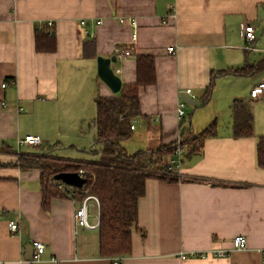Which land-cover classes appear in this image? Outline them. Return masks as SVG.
Here are the masks:
<instances>
[{
    "label": "crops",
    "instance_id": "obj_1",
    "mask_svg": "<svg viewBox=\"0 0 264 264\" xmlns=\"http://www.w3.org/2000/svg\"><path fill=\"white\" fill-rule=\"evenodd\" d=\"M242 23L254 26L250 44ZM43 26L54 32L52 51L36 48V28ZM261 36L264 0H0V264H54L52 258L56 264H112L113 257L123 264H264V167L256 151L264 136V92L251 95L264 82ZM91 42L94 52L87 55ZM136 54L154 57L155 80L138 87L134 138L121 142L127 153L180 142L186 128L197 136L212 122L215 133L194 153L182 144L176 180L145 179L129 253L102 256L97 226L76 224L77 201L53 196L44 208L40 170L21 167L16 158L53 156L50 141L60 127L91 122L96 97L114 94L97 76L96 56L115 55L114 72L121 84H131ZM260 61L255 72L220 73ZM235 100L248 108L251 135L234 134ZM26 134L38 136L40 144H19ZM98 217L99 206L90 201L89 224L98 225ZM11 219L18 223L15 233L7 227ZM239 234L245 247L231 248ZM33 240L44 244L38 262L25 258ZM211 248L229 251L181 258Z\"/></svg>",
    "mask_w": 264,
    "mask_h": 264
},
{
    "label": "trees",
    "instance_id": "obj_2",
    "mask_svg": "<svg viewBox=\"0 0 264 264\" xmlns=\"http://www.w3.org/2000/svg\"><path fill=\"white\" fill-rule=\"evenodd\" d=\"M50 31V32H49ZM36 48L41 51H52L55 48L54 32L47 26L36 28ZM86 53L92 54L93 43H87ZM121 47V46H119ZM127 48L123 46L119 49ZM129 48V47H128ZM136 79L131 84H121L118 92L110 96L98 95L95 99L96 113L90 125L95 129L93 143L89 151L96 155L88 161H63L51 156L49 152L21 154L16 163L21 167H36L40 170L42 183V206L47 207L53 196L66 195L59 190L62 181L54 179L61 171L83 170L86 182L82 187H74V198L92 194L98 199V243L102 256L127 254L130 251L132 228L137 218V202L144 193L145 179L158 177L174 181L177 176L161 171L159 160L176 147V141L161 145L155 149L137 150L127 153L121 142L126 140L132 129L130 125L135 116L140 114L138 87L153 83L155 80L154 57L151 54H136ZM263 61L255 65H244L234 70H221L220 73L248 74L261 69ZM206 99H204L205 101ZM234 116V134L236 136L251 135V115L247 106L240 100L232 104ZM215 133V123L207 125L197 136H193L188 128L182 130V141L186 144L188 154L198 151L201 140ZM257 163L264 167V136L257 142ZM0 165H4L0 162ZM5 165H13L12 162Z\"/></svg>",
    "mask_w": 264,
    "mask_h": 264
},
{
    "label": "built area",
    "instance_id": "obj_3",
    "mask_svg": "<svg viewBox=\"0 0 264 264\" xmlns=\"http://www.w3.org/2000/svg\"><path fill=\"white\" fill-rule=\"evenodd\" d=\"M125 18H121L120 22H123ZM132 23L135 24V22L132 20ZM47 25L50 27L52 25L51 21L47 22ZM240 30L242 33L243 38L246 40L247 44H250L254 39H255V32H254V26L252 24H247V23H242L240 24ZM50 32V31H49ZM246 48H249V45L246 46ZM167 52H172L173 47L169 46L166 48ZM120 52H122L123 55H130L131 50L130 48H124V49H119ZM7 84L6 81H3L1 83L2 87H5ZM186 93L191 92L190 88L185 89ZM264 92V82H260L257 85H255L252 88L251 95L255 96L259 93ZM185 102L181 100L178 103L176 113L178 117L183 116L184 113V107ZM130 128L133 129L134 125L131 124ZM41 140L38 136L31 135V134H26L22 139L18 140L19 144H28V145H38L40 144ZM182 148L179 145V141H176V147L174 150L167 155L166 157H161L159 159V165L161 167V171L166 174H171L175 176H180L179 175V167H180V156H181ZM78 173L83 176V170L80 169ZM59 190L64 192L67 196L73 198L74 200L77 201V206L74 211V219L76 221V224L79 226H84L88 228H94L97 226L96 224H89L88 222V215H89V205L90 201H94L98 205V199L95 195L92 194H87L81 197L80 199H75L74 198V187L68 184H65L63 182L59 183L58 185ZM7 227L8 230L12 233H15L18 231V223L17 221L11 219L7 222ZM33 246V255L31 258V261L33 262H38L40 255L44 252V244L40 242L39 240H33L30 243ZM246 245V238L243 235H236L232 238L231 240V248L234 249H242ZM227 249H221V248H211L208 250H204L201 252H190L189 254L182 253L181 258H186L188 256L190 257H208V256H213V257H224L228 254ZM51 261L56 264V260L54 258L51 259ZM112 264H123L122 258L120 257H113L112 258Z\"/></svg>",
    "mask_w": 264,
    "mask_h": 264
},
{
    "label": "rangeland",
    "instance_id": "obj_4",
    "mask_svg": "<svg viewBox=\"0 0 264 264\" xmlns=\"http://www.w3.org/2000/svg\"><path fill=\"white\" fill-rule=\"evenodd\" d=\"M262 38L264 42V36L260 37V39ZM260 47L264 49V45ZM261 54L264 53L261 52ZM70 123V126H61L60 136L50 141L52 145L54 143V147L51 150L53 157L66 162L73 160L88 161L96 158V155L89 151L95 133V129L90 125L89 120L81 123L70 121ZM132 138H134V131H131L127 139L131 140ZM20 155L21 153H17V157Z\"/></svg>",
    "mask_w": 264,
    "mask_h": 264
},
{
    "label": "water",
    "instance_id": "obj_5",
    "mask_svg": "<svg viewBox=\"0 0 264 264\" xmlns=\"http://www.w3.org/2000/svg\"><path fill=\"white\" fill-rule=\"evenodd\" d=\"M116 61V56L111 55L108 57L96 56L97 76L105 83L112 93L119 91L121 87L120 77L114 72L111 63ZM182 99L190 104H196L194 100L187 96H183ZM54 179L60 180L65 184L71 185L76 188H80L86 182V178L81 176L76 171H61L54 175ZM33 255V246L31 244L25 247V258L30 259Z\"/></svg>",
    "mask_w": 264,
    "mask_h": 264
}]
</instances>
